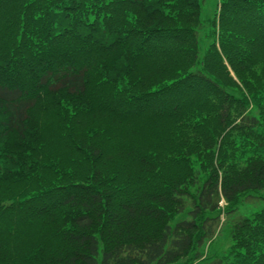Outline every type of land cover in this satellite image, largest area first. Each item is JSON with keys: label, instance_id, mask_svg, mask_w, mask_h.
<instances>
[{"label": "trees", "instance_id": "obj_1", "mask_svg": "<svg viewBox=\"0 0 264 264\" xmlns=\"http://www.w3.org/2000/svg\"><path fill=\"white\" fill-rule=\"evenodd\" d=\"M200 1L0 0V264H192L264 193V0Z\"/></svg>", "mask_w": 264, "mask_h": 264}, {"label": "rangeland", "instance_id": "obj_2", "mask_svg": "<svg viewBox=\"0 0 264 264\" xmlns=\"http://www.w3.org/2000/svg\"><path fill=\"white\" fill-rule=\"evenodd\" d=\"M218 9L217 0H201L199 7V19L202 24H205L208 19L215 16ZM259 62V61H256ZM147 121V120H146ZM141 127V126H140ZM254 196V197H251ZM264 197L263 192H249L246 198L242 199L240 206L229 216L222 215L221 219L216 221V227L213 237L205 242L200 249V254L192 264H212L217 260H223L225 263L231 261L229 250L232 245L230 237V227L238 217L250 216L254 212L259 211L264 207V199L259 200L258 197ZM223 205L222 202L219 206ZM186 219L184 213L176 215L169 225L172 226L175 222Z\"/></svg>", "mask_w": 264, "mask_h": 264}]
</instances>
